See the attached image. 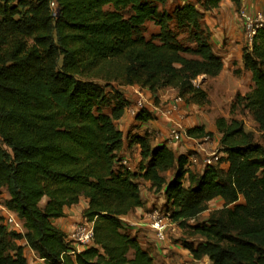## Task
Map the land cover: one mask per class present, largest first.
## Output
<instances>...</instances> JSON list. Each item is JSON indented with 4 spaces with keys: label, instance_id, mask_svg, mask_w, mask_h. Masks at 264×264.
Here are the masks:
<instances>
[{
    "label": "trees",
    "instance_id": "1",
    "mask_svg": "<svg viewBox=\"0 0 264 264\" xmlns=\"http://www.w3.org/2000/svg\"><path fill=\"white\" fill-rule=\"evenodd\" d=\"M168 1L0 0V197L7 192L3 204L25 227L22 235L0 222V264H29L14 243L21 238L44 264H154L122 219L145 205L139 179L164 193L180 227L212 200L223 201L206 222L191 225L188 238L200 240L183 245L195 260L264 264V146L240 119L216 118L224 156L200 173L187 167L194 152L154 146L148 133L129 136L140 150L136 170L121 163L125 135L116 121L130 101L116 90L113 106L104 112L106 87L146 88L155 103L158 91L169 87L187 104L203 105L207 92L194 81L216 77L224 68L196 4L184 0L174 10L191 46L169 29L160 11ZM222 1L202 0L200 6L207 13ZM228 1L240 12L241 0ZM148 21L159 27L149 39L143 35ZM242 58L254 87L237 100L264 130V28L243 48ZM136 119L148 123L156 116L141 109ZM186 136L201 144L213 131L194 125ZM170 170L175 174L167 181ZM81 199L88 200L83 217L93 223L94 235L90 247L77 251L53 220Z\"/></svg>",
    "mask_w": 264,
    "mask_h": 264
},
{
    "label": "rangeland",
    "instance_id": "2",
    "mask_svg": "<svg viewBox=\"0 0 264 264\" xmlns=\"http://www.w3.org/2000/svg\"><path fill=\"white\" fill-rule=\"evenodd\" d=\"M188 2H192L196 4V6L199 8L201 12V22L202 24H206V21H204L206 12L201 8L200 2L202 0H185ZM184 0H169L165 6L160 7V11L165 13V15L168 17V24L169 29L171 30L173 36L178 42L183 43L184 45H193L190 41V34L189 32L183 28L179 27L175 21L174 18V10L176 7L182 5ZM106 8H111L109 6H106ZM237 19L243 24L240 12H237ZM244 28V27H243ZM159 27L156 26L153 22L148 21L143 27V35L149 39L152 35L158 33ZM244 33V41L242 45V49L244 47H249L250 43L246 36V31L243 30ZM216 43V42H215ZM215 52L221 53L224 51V47H218L214 46ZM241 62L234 61V62H225L224 68L222 72L216 76V77H207V76H201L198 79L194 81L195 85H200L208 95V102L204 103L203 105H196V104H187L186 102H183L180 110L184 114V117L182 119L183 124L185 127L187 126H193V124H202L206 127L207 130L213 131V136L210 141L213 143L208 144L207 142H201L203 143L205 147V156L212 155L213 164L217 163V159L221 156H224V153L221 152V147L219 144V139L221 135L217 132L216 126H215V120L217 117H225L227 119L231 118H237L240 119L245 127V130L248 132H252L254 135V141L262 146H264V130H262L259 126V123L254 119L253 115L250 113L248 109H246L240 101L237 100L238 96H245L247 93H249L253 87L254 82L251 78V72L247 70L244 67L243 59L240 60ZM166 89H172V88H164ZM116 90H120L123 94V96L126 97L127 94H125V88H120L118 85L114 84L109 87H106V92L109 98L108 105L103 107L104 112H109L110 108L113 106V102L115 101V92ZM135 93L139 94V91H135ZM168 97L163 101H157L156 103H151L150 99H147L145 104L147 106L154 104L159 106L160 108L163 107L167 101L172 99L177 95L176 91L170 90L167 92ZM129 96V95H128ZM141 96V95H140ZM128 99V97H126ZM141 98H144L141 96ZM131 103L132 101L129 100ZM157 120L165 123L167 125L166 130L164 131H158L152 132V144L159 142L162 139V136L166 134V132L170 128V124L164 120L157 117ZM118 128L120 126L119 123H116ZM151 137V136H150ZM158 138V140L156 139ZM195 152V151H191ZM212 152V153H211ZM214 152V153H213ZM199 161L197 164H194L190 170L200 173L202 171V164L203 160L201 159V155L199 154ZM135 157H131V161L129 160V163L133 165V169H136L139 163H136ZM227 164L223 163L222 167L227 168ZM175 172L174 170H170L165 173V177L167 181L171 180L174 176ZM189 185L188 180L184 179V186L187 187ZM140 188L143 197L149 198L156 196L157 193H155L153 190L149 188V185H146L145 183H140ZM0 197V203L3 204L5 198L8 197L7 192H4ZM155 203L151 205V207L162 209L163 211L167 212L169 210V207L166 203V197L164 193H159L157 197H155ZM46 199L44 198L41 201V206L43 207L45 205ZM244 202L243 198H240L238 203ZM223 206V201L220 199H214L208 204V209L196 216L194 219H190L187 221V226L180 227L178 223H175L171 225L168 228L167 231V237L166 239L161 242V251H159L156 247L157 241L155 240L154 234L149 227H143L140 229H136V227L132 226L130 223L128 224L129 229L133 235H137L138 240L140 244H144L150 253L153 254L154 257V264H209V259L207 257H204L201 260H195L190 251L186 249L183 245L185 240H188V242H191L192 244H196L199 242L200 237L196 236L195 239H189V234L191 232V225L197 224V223H204L208 220L210 214ZM150 209L146 210L149 211ZM170 213V211H169ZM2 218V216L0 215ZM151 240V242L147 241ZM14 243L17 246H22V244L17 240L14 241ZM141 244V245H142ZM173 247V248H170ZM23 248V247H22ZM23 250V249H22ZM34 253H26L27 259L29 260V264H42L41 261L36 260L35 257H33ZM36 254V253H35ZM133 254L129 253V258H132Z\"/></svg>",
    "mask_w": 264,
    "mask_h": 264
},
{
    "label": "crops",
    "instance_id": "3",
    "mask_svg": "<svg viewBox=\"0 0 264 264\" xmlns=\"http://www.w3.org/2000/svg\"><path fill=\"white\" fill-rule=\"evenodd\" d=\"M242 6H244L246 9L250 11L255 10H263L264 11V0H241ZM204 21H206V25L210 29L212 36H211V42L214 46H218L223 48L224 51L221 53H218L219 56L222 57L223 62H234L238 61L241 62L243 58V41H244V33H243V24L237 19V11L234 6V4L228 0H224L221 2L220 6L216 9H213L206 13ZM216 42V43H215ZM215 51V50H214ZM125 88V94L126 97H128V100H131L132 103L128 105L126 108L124 116L116 121V123H119V129L124 132L125 135V141L123 146V151L121 152L120 159L123 160L124 158L128 161H131V157H135L136 163L140 162V150L139 146L137 144H130V135L137 134V135H144L145 133H148L152 138V132H158V131H164L167 128V125L165 123H162L158 121L157 119L149 121L148 123H142L139 120L136 119V116L131 112V110H128V108H132L134 106V102L139 99L141 96H143L146 100L150 99L151 103L154 102V98L152 96V93L146 89L141 88L137 86H126ZM139 88L141 91V94L135 93L136 89ZM174 89H160L157 93V97L159 101L165 100L168 95L167 92ZM129 95V96H128ZM141 95V96H140ZM151 111V110H150ZM194 125H202V124H193ZM192 127L191 126H187ZM158 140V138H156ZM159 144H166L168 147H171L173 150H175L177 153L180 154H188L191 151H199L202 153V160L203 155L205 156V147L203 144L199 143V140H195L189 137L184 138L181 142L178 143H166L164 142V138L162 136V139L155 143V145ZM202 147H204V151H202ZM132 164V163H131ZM133 166V165H132ZM202 167H205L204 161L202 164ZM202 168V170H203ZM136 169H133V171ZM139 183H145L146 185H149L148 181H144L143 179L138 180ZM4 197L6 194H3ZM142 195V192H141ZM143 197L142 198L145 202V205L143 207L136 208L134 211L130 212L128 215L123 216L122 219L125 221L126 224H131L132 226L136 227V229H140L143 227H148L147 224V212L146 210L152 208L151 205L155 203V200L157 197ZM88 206V200L87 199H81L79 204L72 205L70 207L65 208V216L62 218L54 219L53 222L56 226L61 228L64 232H69L71 229H73L74 225L78 222H81L84 220L83 217V210L86 209ZM18 241L22 244L23 252L26 255L28 252L29 246L27 245V242L25 238L18 239ZM151 242V240H147ZM142 244V243H141ZM142 246H145V243L142 244ZM161 242L156 243V247L159 251H161ZM173 248V247H170ZM153 255V254H152ZM38 260V259H37ZM40 261V260H39ZM42 262V261H41ZM44 264V262H42Z\"/></svg>",
    "mask_w": 264,
    "mask_h": 264
},
{
    "label": "built area",
    "instance_id": "4",
    "mask_svg": "<svg viewBox=\"0 0 264 264\" xmlns=\"http://www.w3.org/2000/svg\"><path fill=\"white\" fill-rule=\"evenodd\" d=\"M240 15L243 21L244 30L246 31L247 39L249 40L251 46L253 37L256 34L257 30H259L260 28H264V11H250L244 6H242L240 10ZM136 90L139 91V93L141 94L139 88H137ZM146 101L147 100L145 98L140 97L134 102V106L132 108L129 107L128 110H131V112L135 116L141 109L151 110V112L156 116V119L159 116V118L166 120L170 124L169 130L166 132V134L163 135L164 142L166 143H178L187 137L186 127L182 121L184 114L180 110L184 102L182 97L176 95L175 97L167 101V103L161 108L154 104L147 106L145 104ZM204 142H207L208 144L213 143V141H210L209 137L204 138ZM201 150L204 151V147H202ZM199 154L202 156V153H200L199 151L189 154L187 165L189 169H191L194 164L198 163ZM212 155H203V161L205 166L208 164H213L212 160L214 158H212ZM121 163L127 166V168H129L130 170H133L132 165L127 159L124 158L123 160H121ZM0 215L2 216V218L0 217V222L3 223L9 230L14 231L18 234H24L25 227L23 220L19 218L16 213L9 210L4 204L1 203ZM147 224L149 229L152 230L155 240L157 242H163L167 237L168 228L171 225L175 224V222L172 221L170 213L168 211L165 212L159 208H151L147 212ZM66 234L68 236V240L71 241L77 251L86 249L93 244V223L87 221L84 218L83 221L76 223L73 229H71ZM28 252L34 253L33 257H35L36 260L38 259L44 262L43 259L37 257V255L31 248L28 249ZM24 256L27 259V255L24 254ZM27 261L29 260L27 259Z\"/></svg>",
    "mask_w": 264,
    "mask_h": 264
}]
</instances>
